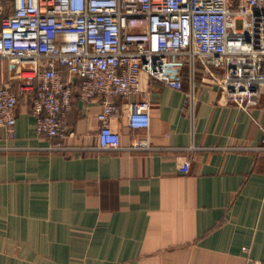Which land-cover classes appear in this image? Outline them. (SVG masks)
Returning <instances> with one entry per match:
<instances>
[{"label":"crops","instance_id":"0c3cea01","mask_svg":"<svg viewBox=\"0 0 264 264\" xmlns=\"http://www.w3.org/2000/svg\"><path fill=\"white\" fill-rule=\"evenodd\" d=\"M17 82L0 60V86ZM186 91L143 75L117 100L118 151L97 149L98 99L76 87L69 134L50 138L18 93L15 136L0 137V264H264V85L247 108L200 75L192 106ZM136 102L149 127L131 131Z\"/></svg>","mask_w":264,"mask_h":264},{"label":"built area","instance_id":"2783aa9c","mask_svg":"<svg viewBox=\"0 0 264 264\" xmlns=\"http://www.w3.org/2000/svg\"><path fill=\"white\" fill-rule=\"evenodd\" d=\"M0 60L18 81V92L0 86V137L15 136L18 93H33L38 135L66 137L77 87L81 101L100 103L97 149L118 151L117 100L139 94L143 75L176 91L187 83L190 106L199 75L227 101L254 103L264 85V0H14L11 14L0 0ZM149 115L148 102L131 104L128 128L147 129Z\"/></svg>","mask_w":264,"mask_h":264},{"label":"rangeland","instance_id":"374dc122","mask_svg":"<svg viewBox=\"0 0 264 264\" xmlns=\"http://www.w3.org/2000/svg\"><path fill=\"white\" fill-rule=\"evenodd\" d=\"M237 27L239 28L240 27V23L237 24ZM8 63V62H7Z\"/></svg>","mask_w":264,"mask_h":264},{"label":"trees","instance_id":"16d2710c","mask_svg":"<svg viewBox=\"0 0 264 264\" xmlns=\"http://www.w3.org/2000/svg\"><path fill=\"white\" fill-rule=\"evenodd\" d=\"M66 74H64V76H65Z\"/></svg>","mask_w":264,"mask_h":264}]
</instances>
